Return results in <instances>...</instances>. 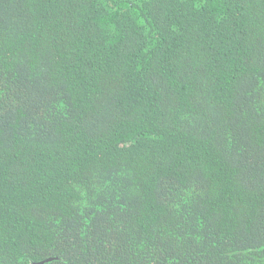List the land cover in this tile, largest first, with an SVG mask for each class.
<instances>
[{
    "label": "trees",
    "instance_id": "trees-1",
    "mask_svg": "<svg viewBox=\"0 0 264 264\" xmlns=\"http://www.w3.org/2000/svg\"><path fill=\"white\" fill-rule=\"evenodd\" d=\"M0 264H264V0H0Z\"/></svg>",
    "mask_w": 264,
    "mask_h": 264
}]
</instances>
